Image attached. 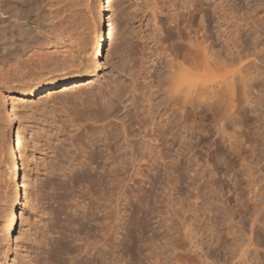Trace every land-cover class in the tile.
<instances>
[{"label":"rangeland","instance_id":"374dc122","mask_svg":"<svg viewBox=\"0 0 264 264\" xmlns=\"http://www.w3.org/2000/svg\"><path fill=\"white\" fill-rule=\"evenodd\" d=\"M214 1L215 0H212V2ZM32 2H30L32 6L29 3L27 5H20L21 7L19 5H14V7L10 6L7 10L11 17H2L4 20L7 19L6 21L9 25L20 20L22 26H20L21 28L18 27L17 30L15 29L16 31L8 29L9 32L6 31L5 33L7 36L6 40L3 39L5 34H0V54L3 47L6 46L8 50L6 54L0 55V261L3 262V264H42L43 262V264H46L44 249L45 246L49 248L46 243H50L57 239L59 233L64 231L63 229H68L66 221L83 215L86 212H89L86 214H93L92 211H94L93 217L96 216V211L99 217L96 218L98 220L94 218L96 220L95 223L102 220L101 215L104 214V204L102 205L101 201H105V203L109 201L108 204L110 203L111 195L106 192H111L112 189L109 187V189H111L105 192L104 190L108 189V186L112 184V182L109 184L108 180H106L107 182L101 180V176L104 173L103 171H105L104 169L111 167L110 156L112 151L106 150V142H102V137V139H100V134L104 131L106 132L108 128V130L110 129L109 131L112 130L114 135H119L117 137L114 136L116 140L118 139L116 141L118 145L116 144V147H112L113 149L116 148L119 154H122L120 161H122V163L127 162L123 165H121L122 163L120 162V166L126 167L128 164L131 165L134 161L137 162L139 160L138 166V163H133L134 167L136 166L135 168H133V164L131 165L132 168L126 167V169L119 166L121 173L123 169L125 171L131 170L129 173L137 169L134 174L136 173L137 177L139 179L142 177L141 179L143 180L140 179L141 181H138L137 178H130L129 180L128 176L132 177L133 173L124 174L125 171L123 173L124 175L120 173V179L118 178L119 185L121 184V189H118V193L120 192L119 210H121L120 216L122 215V221L120 222L122 230L120 228L119 235L121 237L118 235L120 241L117 239V243H120L119 245H121L122 248L120 247L117 251V253H119V255H117L118 259L121 257V261H119L121 264H174L175 260L171 250L173 248L172 244H174L175 238H177L176 235L179 234L181 237L183 236V239L185 237L187 245L191 243L190 245L195 247L196 253L204 261L207 259L211 261H209L208 264H264V226L261 229L257 228L256 232L251 234V222L249 216H247V210H245L246 207L252 203L251 198L255 193V184H258V186L264 185V101H262L264 100V4L262 5L264 0H216L218 5H224L223 9H218V14L215 16L216 19L219 15L223 16V19H221L222 22L219 23L222 24L220 31L224 36L217 42L219 46L224 47L225 50V54H222V58L224 60L226 59V61L228 60V58H226L228 54L226 43L228 40H231V38L234 41L237 39L235 42H237L239 46L238 50H236L233 43L228 41L231 47L230 49L235 51L236 55L237 51H243L244 53L242 52V54H246L243 60L246 56L248 58H245L246 60H244L241 65L236 63L233 64L228 68V71L230 75H234L235 77L240 74L238 77L241 78L236 77L237 82L239 81L238 79H240V81L242 79L240 67H245V70L249 68V70H246V73L250 71L252 73L247 74H250L251 79H249V87L246 89L248 92L246 96L247 100L249 98V103H243L244 99L242 100L243 96H241L243 95L241 90V88L243 89V84L240 81V83H238V85L241 84V87L240 85L238 86V89L241 90L239 93L241 98L239 96V100L237 99L235 108L237 113L225 124L227 126L226 133L228 136L224 135V137L222 135L225 138V144H227V142L228 144L224 147L223 143L216 142L218 137H215L216 135L213 128L214 121L211 120L213 118L210 117L211 119L206 118L204 120H199L197 125L196 122H193V124H195L192 125V127V122L190 121L191 124L189 123L190 126L188 125V130L186 127L178 126V123L186 120L185 117H179L177 114H174L175 118H183V120L171 119V117L174 118V116H171L173 113L170 111L166 112V109L163 110L164 108H162L160 112V116H162L157 119L158 122L165 118L167 120L164 119L162 125L168 124V120H170L172 126L168 125V127L166 125V127L164 126L163 129L157 131V143H160V145L156 143V146L159 145L158 148L160 150L156 149V151L161 154V156H167V159L169 156L170 157L167 160L164 156H162V158L159 155L160 157H158L156 161L160 159V163L159 161L158 163L154 161L156 163L154 164L156 166L158 165L157 167L155 166L156 168L153 162L151 163L152 165L149 164L151 161H149V163H147L148 161H141L142 164H140L141 162L138 156L141 155V152L138 146L144 151L142 145L143 138H141L145 135V132H143L144 129L140 130L137 124L134 126L132 132L133 134H137L136 136L133 135L135 137L134 140H137V144L135 143L136 140L134 141L133 139L134 142L130 144L126 139L123 140L125 134L124 131L120 129L122 128V120H127L125 113L121 114L115 121L109 120L106 122L96 121L95 116L106 114V106L110 103V99L113 98V93L118 85L122 86L126 91H129L132 89V84L134 83L133 78L139 75L142 78L147 77L146 82L152 83L153 88L156 89L162 76L167 74L169 68L167 61L170 60L168 57H171V59L175 58L168 48L174 46L172 44H175L174 40L178 36L176 33L179 32L171 18L176 13L175 7H180L178 5L180 0H111V12L114 14L116 24L113 29L114 31L111 32L108 38V49L105 53L102 71L94 79L86 82V84L79 89L72 88L63 91L53 100H49L44 96L37 99L35 98L29 102L30 105L26 103L22 108V120L19 124V132L23 147L25 146L23 151L26 158L24 162L25 166L22 165V170L24 167L22 178L26 184L28 196H30L29 198L32 204L29 209L27 208L25 211L26 213H23L24 219H22L23 221H21L19 227L20 239L17 246L11 245L9 247L4 245L2 240L4 208L9 196L8 186L6 185L7 181L6 178H4L7 151L4 143L5 129L3 126L5 121L3 118L6 117V115H4L5 99L7 100L10 94L20 95L21 92L27 90L22 88L24 85L35 83L47 76L75 70L86 61L92 43L94 17L90 0H32ZM175 2L176 4H174ZM172 5L174 6V10L172 9ZM226 9L228 11H226ZM183 11L181 10V12ZM224 14H228L229 17ZM188 17V15L187 18L184 17V26H187V22L185 21ZM226 17H228V19ZM201 20L200 17L198 21L202 22L201 24H205L206 20ZM254 20L257 22L261 21L263 25L260 22L258 24L257 22H253ZM198 21V24L196 21L195 23H190V28L193 24H196L191 28V30L193 29L192 32L189 28H186L187 31H190L189 33L194 35V30L199 32L200 28L202 29ZM255 23L257 24L256 26ZM259 24H261L260 28ZM216 25L218 26V24H215V26ZM254 26L256 28H254ZM236 27L238 29H236ZM257 28H259L260 33L255 36V33L258 31ZM172 29L175 31H172ZM169 32L170 34L173 32V36H177L173 38L172 34H168ZM251 33L253 34L251 35ZM12 34H14V37H12ZM233 35L236 36L234 37ZM248 35H250L252 39ZM171 36L173 40H170ZM255 40L257 41L255 42ZM56 42L59 46L56 45ZM217 43H215V49L218 47V50H220L221 48L217 46ZM259 45H261V47ZM254 47L256 48L254 49ZM160 49H162V52ZM260 49L262 54L259 52ZM167 51L170 53H167ZM221 51H223V49ZM161 53L163 54L161 55ZM167 54L170 56H167ZM163 69H165V71ZM162 72L164 75H162ZM253 80L256 81L254 82ZM127 98H125L126 101L124 99L123 103H125V105L127 104L129 108L134 107L131 105L132 98H130V103ZM6 108L10 112L11 101L8 102ZM166 115L168 117H166ZM160 118L161 120L159 121ZM172 120L176 122L174 123ZM200 122H203V124ZM209 126H212L210 127L211 129ZM153 127L154 126L151 125V128ZM193 129H195V131ZM75 131L76 134H74ZM138 131H140V133H137ZM185 131H187L186 134ZM98 132H100V134H98ZM97 134L99 136H97ZM140 134L141 136H139L140 138L138 139L137 137ZM90 136H94L97 139L95 138V140L91 137V140ZM175 137L176 140H174ZM229 137L233 138V140L230 139L232 140L231 142H229ZM227 139L228 141H226ZM236 141L238 142L236 143ZM88 142L90 143L88 144ZM165 142L168 143L164 144ZM230 143L234 146H231ZM72 144L75 146L73 147ZM123 145L126 149L131 147L128 149L129 151L123 148L126 153L121 150L126 154V158L123 157L124 154L120 152V148H122ZM83 146L86 152L82 151L81 147ZM132 146H134V149ZM226 146L229 152L226 150ZM93 147L95 151L98 152V149H100L99 153H102V158L99 162L103 159V163L98 164L101 166L103 173H101V168H99V166H95L97 163L92 165V167L95 168L94 170L89 165L90 159H86V156L91 158L90 154L94 150ZM233 147L236 152L233 151ZM136 148L140 153L137 152ZM186 148H188V150ZM231 150L233 151L232 154L230 153ZM256 150L259 151V155L262 153L261 157L258 156ZM130 151L133 153L131 154ZM225 151L229 154L227 153V155L223 156V153L226 154ZM234 152L236 153L235 156H233ZM129 154L131 156L134 155V161L130 156L129 158L132 162H129L130 159L127 158ZM230 154L233 159H231L232 157H230ZM77 155H79V157L75 159L74 157H77ZM180 155L182 156L180 157ZM236 156H238V158ZM228 157H230V159H228ZM77 159H79L78 161H83V159L85 162H87L86 160L89 161L87 163L90 166H88L90 168L89 170L91 172L93 170L92 173L97 177V179H94L95 181L89 184L83 183L80 180L81 174L78 169L79 167H76L77 162H75ZM165 159L166 161H163ZM105 160L109 164H107ZM161 161H163V163ZM143 163L146 165H143ZM228 163L229 166L232 165L230 166L232 168L227 165ZM70 164H74L75 166ZM141 165L143 166L141 167ZM106 166H108V168ZM97 167L100 170L98 169L96 171ZM229 168L231 171H233L232 169L234 168L235 172H238H236L238 176L235 175V172H230ZM137 171H139V173H137ZM226 172L227 174H225ZM230 173H233V175H230ZM136 174L135 176L133 175L134 178ZM143 177L148 178L143 179ZM238 180L241 185H239ZM125 181L127 184L124 183ZM129 181L131 183H129L130 185H128ZM101 182H105V184ZM106 184L109 185L107 186ZM194 184L197 185L195 186ZM127 187H129L130 190L127 189ZM133 189H136V191ZM103 192H105V196ZM250 193H253V195ZM82 195H84V198ZM99 198L102 200H99ZM121 198H123V200ZM120 200H122V202H120ZM81 201L85 206H82ZM77 202H80L81 207ZM99 203L100 206H98ZM91 204H94L93 208ZM243 204L246 207L243 206ZM85 207H89L87 208L88 211ZM143 207L145 209H143ZM78 209L82 211L80 212ZM95 209L97 210L95 211ZM98 209H102V211L99 210V212L103 214H99ZM27 216H29V218H27ZM143 221L145 222V230H142V227H144ZM97 224L95 228L92 222L90 225L92 231L87 234V236L85 235L84 237L83 235L82 237L84 240L86 238L85 241L87 242L90 238V243H96V240L97 242L99 241V247H102V250L105 249L107 257H110V248L108 247L107 249V245L104 247V243H102V239L104 238L103 233L98 231L100 227H102L103 221L99 223V227V224ZM187 225L188 227L186 230L184 227ZM60 228L62 231H59L61 230ZM69 229L71 231L73 230V232L75 230L70 227ZM188 231H191V234ZM186 232H188V237L186 236ZM132 233L134 234L133 236ZM135 235L136 237H134ZM129 237H132V239ZM127 239H129V242L133 241V243L136 244L139 241V245L134 244L137 248L136 251L134 250L135 248L131 250L128 249L130 245L127 246V244L131 243H128ZM140 239L143 240L141 241ZM44 241L45 243H43ZM251 243L253 244L252 246H250ZM212 245L215 247L212 248ZM196 247L198 248L196 249ZM246 250L248 252L243 254ZM196 253L193 255L195 258L197 257ZM3 256L5 257L2 258Z\"/></svg>","mask_w":264,"mask_h":264},{"label":"bare ground","instance_id":"6f19581e","mask_svg":"<svg viewBox=\"0 0 264 264\" xmlns=\"http://www.w3.org/2000/svg\"><path fill=\"white\" fill-rule=\"evenodd\" d=\"M90 1H91V7H92V14H93V17H94V19H93L94 23H93V27H92L93 31H92L91 48H90V52L88 54V57H87L86 61L84 63H82L80 66H78L75 70H72L70 72H62V73H59V74H54V75H51V76H47L45 78H42V79L36 81L35 83L28 84V85H24L22 88H25L27 90H24L23 92H21L20 95L10 94L9 97H8V99L7 100L5 99V104H4L5 105V107H4L5 108V114L4 115H6V117L3 118V119H5V121L3 123L4 124L3 126H4V129H5L4 130V132H5L4 133V143H5V149L7 151H6V159H5V170H4L5 171L4 172L5 173L4 174L5 177L4 178H6V181H7V184L6 185L8 186V190H9V192H8L9 194L8 195L9 196H8V201L7 202L5 201L6 204H5V208H4V225H3V231H2V238H3L2 240L4 242V245H6V246H9V247L11 245H13V246L16 245L17 246V243H18V241L20 239V236H19L20 235L19 227H20L21 221H23L22 219H24L23 218V215H24L23 213L27 210V208L29 209L31 207V204H32V201H30V198H29L30 196H28V192H27V189H26L27 188L26 187V184L24 183L23 178H22V171L24 170V167H23V170H22V165H24V162H25V159L26 158L24 156L25 153L23 151L24 150L23 148L25 146L23 147L22 141L20 140L19 124H20V122L22 120L21 119V116H22L21 115V112H22L23 106H25L26 103H28V105H30L29 102H31L35 98L37 99V98H40V97L44 96L45 98L47 97V99H49V100H53L56 96H59V94L61 92H63V91H67V90L72 89V88L79 89V88L83 87L86 84V82L91 81L92 79H94L102 71V69H103L104 57H105V53H106V51L108 49L107 48L108 47V38H109L111 32L114 31L113 29L115 28L116 20H115L114 14H112V12H111L112 11L111 10V0H90ZM30 2H32V0H0V34H2V33L5 34L6 31H8V29H10L11 31H14L15 29L17 30L18 27L21 28L20 26H22L21 25L22 23L18 19H17L18 21H16L15 23H12L11 22L12 25H9L8 24V22L6 21L7 19L5 17L4 18L6 20L2 19L3 16H6L7 18H10L11 17L9 15V12H8L7 9L10 8V6H13L14 7V5H16V6L17 5H19V6L20 5H27L28 3L31 4V6H32V3L33 2L32 3H30ZM217 2H216V0L214 2H212V0H180V3L178 4L180 7L179 8H176L175 7L176 13L173 11L175 13V15H173V17L171 18V19H173L172 21L177 26V28H178L177 30L179 32L176 33L178 36L175 34L177 36V38L174 40L175 41L174 42L175 44H172L174 46L168 48V49H170L169 51L174 55L175 58L171 59V57H168L170 60L167 61L168 62L167 64H169L168 65L169 68L167 70V74L164 75L163 72H162V75H164V76H162V79L161 80L159 79L160 82L156 86V89L153 88V84L152 83L150 84V83H147L146 82L147 77L142 78L139 75L138 76H135V78H133L134 79V83L132 84V89L129 90V91H126L125 89H123L122 86L118 85L115 88V92L113 93V98L110 99V103L106 106V108H107L106 114L105 115H102L101 114L100 116H95L96 121L106 122V121H109V120L110 121L111 120H114L115 121V120H117L119 118V116L121 114L125 113V117H126L127 120L124 121V120L121 119L123 121V123H122V128H120V129H122L124 131V134H125V136H124L125 138H123V140L126 139L130 144H132L136 140V139L134 140V138H135L134 136H136L137 134H133V132H132V129L134 128V126L137 124L139 126V129L140 130L141 129H144L143 132H145V135L144 136L142 135L143 137H141V138H143V143L142 142H139V143H142L144 151H142V148L140 146H138V149L140 150L141 153L136 148L137 149V152H139L141 154L140 156H138L137 153H136V155L140 158V162L141 161L142 162L143 161H148L147 163H149V161H151L149 164H151L153 162V165L155 167L156 166L155 164L158 163V161L160 160V159H158L156 161V159L161 156V154H159L156 151V149L157 150L159 149L158 146L160 145V143H157L158 142V135H157L158 132L157 131L163 129L164 126L166 127V125L167 126L168 125H171L172 126L170 120H168V124H165L164 126L162 125V122H163V120L165 118L163 120H161V118H160L159 121L160 120L161 121L158 122L157 119L162 116V115L160 116V112H161V109L162 108H164L163 110L166 109V112H168V111L172 112L173 115H171V116H174V114H177L179 117L180 116L181 117H185V119L187 121L186 120L182 121L183 118H180L182 122L178 123V126H183V127H186V128L188 127V125L190 126L191 122H192V124H191V127H192V125L195 124V123L193 124V122H196V125H197V122L199 120H204L206 118H209V119L213 118L211 120L214 121L213 122V124H214L213 125V128H214V133L216 135L215 137L216 138L218 137L217 140H216V142L223 143L224 144V147H225V145L228 144V142H227V144H225V138H224L225 137L224 135H227V133H226L227 132V129H226L227 126L225 124H226V122L228 120L231 119V117L235 116V113H237V111H235V108H236L237 99L239 100V96H240L239 93H240L241 90L243 92V95H241V96H243L242 97V100L244 99L243 100L244 101L243 103L244 104L246 102L249 103L248 102L249 98L247 100V96H246V93H248L246 91V89L249 87L248 81L250 79V74L249 75H247V74L248 73H251V71L250 72L247 71L248 73H246V70H249V68L245 70V67H240V71H242V79H241V81H240V79H238V80L240 82H242V84H243V89L241 88V90L238 89V86L240 85V87H241V84L238 85V83H240V82L239 81L237 82V79H236V77L237 78H241V77H238L240 74L238 76L236 75V77H235L234 75H230V72L228 71V68L230 66H232L233 64L236 63V64L241 65L243 63V61L246 60V59H248V58L246 56L245 57L246 59L244 58V60H243L244 55H246V54H244V55L242 54L243 51L242 52L237 51V55H236L235 54V51H233L232 49H230L231 47H230V44L228 43V41H231L233 43L234 48L236 50H238V46H239L238 43L235 42L237 39H235V41H234L232 38H231V40H228L227 43H226V46H227L226 48L228 49V51H227L228 54L226 55L227 56L226 58H228V60L226 61V59L224 60L222 58L223 57L222 54H225V50H224V47H222V46L220 47L217 42H219V40L221 38H223V36H224L223 33L220 31V28H221V25L222 24L219 23V22H222L221 19H223V16H220L219 15L217 17V19H216L215 16L218 14V9H223V6L224 5L223 6L222 5H218L219 2H218V4H217ZM172 4H173V2H172ZM174 4H176V2ZM263 4H264V2L262 3V5ZM19 6H18V10H19ZM25 9H27V8H25ZM172 9L174 10V6L172 7ZM181 10L182 11L184 10L186 13L184 11L181 12ZM226 11H228V10L226 9ZM221 12H223V11H221ZM223 13H225V12H223ZM187 15L189 17H188V19L185 22H187V26H189V27H187L186 25L184 26V20H185V18H187ZM224 15H226V14H224ZM226 16L229 17L228 14ZM200 17H201L202 20L203 19L206 20L205 21V24H201L202 22L198 21V19H200ZM228 17H226V18L228 19ZM195 21H196V23L198 21L201 24L202 29L200 28V31L199 32H196L197 30L196 31L194 30L195 34L193 35L192 33H189L190 31H187V29L189 28V30H191V28H193L194 25H196V24H193V26H191V28H190V25H191L190 23L191 22L192 23L193 22L195 23ZM253 22H257V21L254 20ZM259 22L261 23V21H258L257 24ZM215 24H218V26L217 25L215 26ZM257 24L255 23V26ZM261 24H259V28H260ZM237 25H239V24H237ZM248 25H249V23H248ZM255 26H254V28H256ZM237 27H236V29L239 28V27L238 28ZM240 28H241V24H240ZM251 28H253V27H251ZM259 28H257L258 29L257 32L256 31H253V32H256L255 33V36L256 35H259V33H260ZM261 28H263V27H261ZM175 29H176V27H175ZM173 30L174 29H172V31ZM192 30H191V32H192ZM261 30H263V29H261ZM172 33L173 32H171V34ZM168 34H170V32ZM227 34H230V33H227ZM252 34L253 33H251V35ZM170 35H169V37H170ZM238 35H240V34H238ZM172 36H173V34H172ZM172 36H171V39L170 40H173L172 39ZM176 36H173V38L176 37ZM248 36H250V35H248ZM3 37H4L3 38L4 40L7 39L6 34ZM12 37H14V34H12ZM229 38H230V36H229ZM250 38H251V36H250ZM248 40H249V38H248ZM256 41L257 40H255V42ZM215 43H217L218 45L217 44L216 45L219 46V48H221L220 50H218V47H217V49H215V47H216L215 46ZM222 43H224V42H222ZM258 43H259V41H258ZM56 45H58L57 42H56ZM240 46H241V44H240ZM244 46H246V45H244ZM259 46L261 47V45H259ZM255 48L256 47H254V49ZM222 49H223V51H221ZM160 50L162 52V49H160ZM7 51H8L7 50V47L6 46L3 47V49L1 50V54L0 55L6 54ZM169 51H167V53ZM259 52L262 54L261 49H260ZM162 54L163 53H161V55ZM164 56H163V58H164ZM167 56H170V55L167 54ZM248 57H249V55H248ZM163 70L165 71V69H163ZM257 71H259V70H257ZM244 72H245V74H244ZM261 80H262V78H261ZM249 84H251V83H249ZM127 90H128V88H127ZM124 91H126V92H124ZM241 96H240V98H241ZM125 98H127L128 102L130 101V98H132L131 105H133L134 107L131 106L132 108H129L127 106V104L125 105V103H123V101H124ZM9 101H11V110H10V112L6 108L8 106V102ZM125 101H126V99H125ZM262 101H264V100H262ZM261 103H263V102H261ZM237 107H240V106H237ZM261 108H263V107H261ZM238 111H239V109H238ZM166 117H168V116L166 115ZM171 119H174V120L176 119L177 120L179 118L178 117L175 118V116H174V118L171 117ZM235 119H236V117H235ZM165 120H167V119H165ZM239 121H241V120H239ZM203 122L202 123L200 122V123L203 124ZM78 125H80V124H78ZM151 125L154 126V127L151 128ZM237 126H239V125H237ZM79 127H81V126H79ZM210 127H212V126H209V128ZM102 129H104V128H102ZM85 130H86V128H85ZM107 130H108V128L106 129V132L104 131L102 133L103 135L100 134V132H98V134H100V139L103 138L102 142L103 141L106 142V150L112 151L111 156H110L111 157V161H110L111 167L108 168V166H110V165H108V166H106L108 169H104L105 171L102 170L101 166H99V164H98V163H103V161H102L103 159L101 160V162H99V160L102 158V153L101 152L99 153L100 149H98V152L95 151L94 147H93L94 150L90 154L91 155V158L86 156V159L87 158L90 159V162L88 160H86V159L85 160L87 162H85L84 159H83V161H78L80 159L79 158V159H77V161H75V162H77V164L76 163L75 164H76V167H79L78 169H79L80 174H81V179L80 180L83 183H89L90 184V182L95 181L94 180L95 178L97 179L96 175H94L92 173L93 170L91 169L92 172L89 170L90 169L89 167L91 166V168H93L92 165L93 164L95 165V163L98 164V165L96 164L95 166H99V168H101V173L104 172L102 174V176H101V178H102L101 180L102 181H105V182H107L106 180H108L109 184H110V182H112V184H110L111 186L109 184H108L109 186L106 184L108 186V189H105L104 190L106 192V190H110L112 188L111 189V192H108V191L106 192L107 194L109 193L111 195L110 203L108 204L109 201L106 202V203H105V201L104 202L101 201L102 202V205L104 204L103 205L104 206L103 207L104 208V210H103L104 214L101 213V212H99V210L102 211V209H98L99 214L100 213L103 214V215H101L102 216V218H101L102 220L100 219L101 221H103V225L101 224L102 227H100V229L98 231H101L103 233L104 238L102 239L103 240L102 243H104L103 244L104 247L107 245V249H108V247L110 248L109 251L111 252V255H110V257H107V252L105 251V249L102 250L103 248L102 247H99V244H98L99 241L97 242V240H96V243H90V240H89L90 238L88 239V237H87V239H88V242H87V241H85L86 238L84 240L83 237H82L83 235H84V237H85V235L87 236V234H89L92 231L91 228H90V225L92 224V222L94 223L93 227L95 226V228H96V224L99 222V221H97V223H95L96 220H98V219H96L98 217L97 211H96L97 209H95V211H96L95 212L96 213L95 215L96 216H94V217L92 216L94 214V211H92L93 214H86V213H89V212H86L84 214L82 213L83 215H79V216L77 215L78 217H75V218H71L70 217L71 219H69L68 221H66L67 222L68 229H66V230L63 229L64 231H62V229L60 228L61 230H59V231H62V232L59 233L57 231L59 233V237L57 239L51 241L50 243H46L47 244V247H49V248H46V246L44 244V246H45L44 251H45V254H46L45 255L46 264H121L119 262V261H121V257H120V259H118L119 253H117V251L120 249V247L122 248V246L119 245L120 243L118 244L117 242L119 240L118 237L120 236L119 235L120 228H121L120 226H122V225H120V222L122 221L121 220L122 215L120 216V214H121L120 211L121 210H119V204H120L119 203V199H120V195L119 194H120V192L118 193V191H119L118 189H121V187H120L121 184L119 185L118 178H119L120 173H121L120 167H123V166H120V162L122 163V161H120V158H121V155L122 154H119L118 153L119 151L116 148L113 149L114 146L116 147V144H117L116 141L118 140V139L116 140L114 136L117 137L119 135H117V134L114 135L112 133V130L109 131L110 129L108 131ZM193 130L195 131V129H193ZM200 130L202 131V129H200ZM91 132H93V131H91ZM186 132L187 131H185V134H186ZM202 132H204V131H202ZM87 133H89V132H87ZM137 133H140V131H138ZM169 133H171V132H169ZM74 134H76V131H75ZM98 134H97V136H99ZM90 135H92V134H90ZM234 135H232V136L235 137ZM139 136H141V134L138 135V137H137L138 139L140 138ZM91 137L92 136H90V139H91ZM180 137H181V135H180ZM92 138L95 139L96 137L93 136ZM172 139H174V138H172ZM230 139L233 140L232 137L231 138L229 137V140ZM166 140H168V139H166ZM174 140H176V137H175ZM232 140H230L229 142H231ZM140 141H141V139H140ZM213 141H214V139H213ZM226 141H228V139ZM159 142H162V141H159ZM168 142H165L164 144H167ZM237 142L238 141H236V143ZM89 143L90 142H88V144ZM135 143L137 144V140L135 141ZM156 143L159 144V145L156 146ZM122 144H123V142H122ZM124 144H125V142H124ZM210 144H212V143H210ZM212 145H214V144H212ZM72 146L74 147L75 145L72 144ZM103 146H104V144H103ZM125 146H126V144H125ZM231 146H234V145L231 144ZM231 146H230V148H231ZM132 147L134 149V146H132ZM217 147H218V145H217ZM123 148H124V145H123L122 148H120V152L121 153H123L122 151H124L126 149V147L124 148V150H123ZM129 148H131V147H129ZM81 149H82V151L86 152L84 146L81 147ZM128 149H126V150H128ZM186 149L188 150V148H186ZM232 149H233V151H235L234 147ZM102 150H104V149H102ZM226 150H227V146H226ZM260 150H262V149H260ZM233 151L231 150L230 153L232 154ZM256 151L258 152V156L261 157L262 156L261 155L262 153L259 155V151L258 150H256ZM124 152L126 153V151H124ZM228 152H226V154L223 153L224 154L223 156L227 155ZM235 152H234L233 156H235V154H236ZM132 153L133 152H131V154ZM103 154H104V152H103ZM165 154H167V153H165ZM231 154H230V157H232ZM237 154H238V152H237ZM85 155H86V153H85ZM125 155L126 154H124L123 157L126 158ZM130 156L131 155L129 154V156L127 158H129ZM133 156L134 155L131 156L132 157V160H133ZM162 156H164L165 158L167 157L165 155H162ZM181 156L182 155H180V157ZM258 156H257V158H258ZM78 157H79V155H77V157H74V158L76 159ZM107 157H109V156H107ZM169 157H168V159H169ZM230 157H228V159H230ZM236 157L238 158V156H236ZM104 158H105V156H104ZM136 159H138V158H136ZM166 159L163 160V161H166ZM223 159H225V158H223ZM231 159H233V157ZM81 160H82V158H81ZM235 160H236V158H235ZM22 161H23V164H22ZM138 161L137 162L134 161L133 163L134 164H135V162L138 163L137 164V166H138L139 165V162ZM154 161H156V163ZM163 161H161V162L163 163ZM88 162L90 163L89 164L90 166L87 164ZM105 162H106V160H105ZM129 162H132L131 159H130ZM142 162L140 164H142ZM72 163H74V162H72ZM106 163L109 164L108 162H106ZM124 163L126 164L127 162H124ZM124 163H122L121 165H123ZM144 163H146V162H144ZM144 163H143V165H146ZM159 163H160V161H159ZM229 163L227 164L228 166H229ZM134 164H133V168L136 167V166L134 167ZM244 164H245V162H244ZM70 165H74V164H70ZM128 165L127 166L125 165V166L132 168V166L130 164H128ZM143 165H141V167ZM230 166H232V165H230ZM126 167H123V168L126 169ZM99 168L97 167L96 168V171ZM230 168H232V167H230ZM93 169L95 170V168H93ZM124 169L122 170L123 171L121 173L122 175L127 174V173L128 174H132L133 173V175L135 176L136 173L134 174V172L137 169H135V171H132L130 173H129V171H131V170L125 171ZM107 170H109V171H107ZM232 170L233 171H231V169H230V172H235L234 168ZM124 171H125V173H124ZM184 171H181V172H184ZM236 172H235V175H237ZM137 173H139V171H137ZM184 173H186V172H184ZM225 174H227V172ZM133 175H132V177L128 176L129 177V180H130V178L131 179H136L137 178L138 181H139L142 178L141 177L139 179L137 177V174H136V177L134 178ZM230 175H233V173L232 174L230 173ZM195 177H194V179H195ZM124 178H125V176H124ZM144 178L145 177H143V179ZM146 178H148V177H146ZM110 179H111V181H110ZM77 181H78V179H77ZM127 181H128V179H127ZM105 182H101V183L105 184ZM134 182H135V180H134ZM134 182H132V183H134ZM238 182H239V180H238ZM98 183H99V181H98ZM124 183H126V181ZM129 183H130V181L128 182V185L131 184V183L130 184ZM170 183H171V181H170ZM126 184H125V186H126ZM239 185H241L240 182H239ZM109 187H111V188L109 189ZM255 188H254L255 189L254 196H252V198H251V202L252 203L249 204L247 207L243 204V206L246 207L245 210H247L246 213H247V216H249V220L251 222V229H250L251 230V234H254L256 232V229L257 228L261 229L264 226V185L258 186V184L257 185L255 184ZM127 189H129V187H127ZM240 189H241V187H240ZM134 191H136V189ZM105 192H103V195H104ZM99 193H100V190H99ZM132 193H135V192H132ZM250 194L253 195V193H250ZM236 195H238V194H236ZM82 197L84 198V195H82ZM122 197H123V194H122ZM104 198H106V197H104ZM82 199H80V200H82ZM121 199L123 200V198H121ZM132 199H134V198H132ZM238 199H240V198H238ZM85 200H86V198H85ZM99 200H102V199L99 198ZM99 200H98V202H99ZM122 200H120V202H122ZM130 201H131V199H130ZM176 201H178V200H176ZM77 203L79 204V206L81 204H82V206H85L83 202L81 204H80V202H77ZM78 204H77V206H78ZM94 204H96V203H94ZM93 205H92V208H93ZM71 206H73V205H71ZM98 206H100V203H99ZM80 207H78V208H80ZM87 208H89V207H87ZM87 208H86V210L88 211ZM108 208H109V210H108ZM80 209H82V208H80ZM143 209H145V208L143 207ZM151 209H152V207H151ZM83 210H84V208H83ZM90 212H91V210H90ZM168 212H169V209H168ZM139 213H141V212H139ZM173 213H174V211H173ZM173 213H172V215H173ZM103 216L105 217V219H104ZM140 216H141V214H140ZM27 218H29V216H27ZM58 222H59V220H58ZM60 223H62V222H60ZM58 225H61V224H58ZM99 226H100V224L98 225V227ZM143 226L144 227H142V230H145V228H146L145 227V222L143 223ZM65 227H66V225H65ZM69 227L71 229L74 228L75 229L74 232H73V230L71 231L69 229ZM187 227H188V225L185 226L184 229L187 230ZM121 230H122V228H121ZM175 231H177V230H175ZM177 232H179V231H177ZM188 232H190V234H191V231H188ZM188 232H186V236H187ZM133 235L134 234L132 233V236ZM130 236H131V234H130ZM71 237L73 238V240H72ZM134 237H136V235ZM176 237L177 238L174 237L175 238V241H174V244H172L173 245V248L171 250L172 251L171 253H173L174 260H175L174 264H208L209 263V261H210L209 259H207V260L204 261L196 253V251L194 249L195 247L191 246L190 245L191 243L189 245L186 244L185 237L183 239V236L181 237L180 234L179 235H176ZM191 237H192V235H191ZM129 238L132 239V237H129ZM143 238H144V236H143ZM250 239H252V238H250ZM128 240L129 239H127V241ZM134 240H136V239L134 238ZM91 242H93V241H91ZM136 242H137V240H136ZM43 243H45V241ZM128 243H131V244H127V246L130 245L128 247V249L131 250L132 248H135L134 250L136 251L137 248L135 247V245H137L139 243V241H138L137 244L136 243H133V241H130V242L128 241ZM252 245L253 244L251 243L250 246H252ZM138 247H140V246H138ZM148 247H147V249H148ZM213 247H215V246L212 245V248ZM140 248H142V247H140ZM197 248L198 247H196V249ZM247 252L248 251L246 250V251L243 252V254H245ZM195 253L197 255L196 258L193 256V255H195ZM156 256L160 257L159 255H156ZM4 257L5 256H3L2 258H4ZM0 260H1V258H0ZM0 264H3V262L0 261Z\"/></svg>","mask_w":264,"mask_h":264}]
</instances>
